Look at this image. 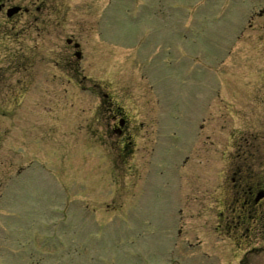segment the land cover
I'll return each instance as SVG.
<instances>
[{"label": "rangeland", "instance_id": "374dc122", "mask_svg": "<svg viewBox=\"0 0 264 264\" xmlns=\"http://www.w3.org/2000/svg\"><path fill=\"white\" fill-rule=\"evenodd\" d=\"M0 2L42 8L0 19V85L45 70L44 96L16 110L36 126L0 130V264H264L256 235L236 252L228 233L245 242V227L223 209L231 132L264 113V0ZM26 31L54 33L40 41L79 79L27 63ZM109 100L137 127L129 154L102 131Z\"/></svg>", "mask_w": 264, "mask_h": 264}, {"label": "flooded vegetation", "instance_id": "af4514ba", "mask_svg": "<svg viewBox=\"0 0 264 264\" xmlns=\"http://www.w3.org/2000/svg\"><path fill=\"white\" fill-rule=\"evenodd\" d=\"M8 5L10 4L0 2V19L7 17V19L9 20H13L14 17L19 14L31 21H38L40 19L35 14L36 11L40 12L42 10V8L40 7H36L35 10H33L34 7L20 8V11L17 14L10 17L7 14L8 11L11 10L9 9ZM4 14L6 15V17L4 16ZM260 15H264V9L261 10ZM51 34L54 33L32 31H26L22 33L24 38L22 49L26 52L30 51L34 53V56H31L30 58L26 57L25 61L27 63L31 62L32 64V61H34V59L32 58H36L37 62H42V64L46 63V67L50 71L54 66H62L63 68L68 69V71L70 72V74L66 75V77H69L68 82H71V78L73 79L74 77L76 79H79V74L78 70L76 69L75 62H70L68 58L64 63L60 59L61 53L56 51L55 56H53V50L51 47H48V50H45L42 40L46 38L49 43L51 38L48 37H51ZM40 39L42 40L40 41ZM67 43L72 46L73 39H67ZM74 46L76 47V49L82 51L80 49V44L75 43ZM40 49H42V53H39ZM75 56L79 60L83 58L82 52H77ZM6 66V71H8V74H10V72L11 74H13V67H11L12 65ZM43 71L45 70L38 66L37 69H34L33 72L30 73V80L27 81L28 76L25 75V83L22 81H18L16 82L19 83L18 86L13 85L14 83H7L4 86L0 85V92L4 93V98L6 99L5 101H7L11 106L10 112L3 111L0 113V117L2 119L9 120V125L6 128H0V130H4L3 132L5 134H8L10 131L16 130L17 127H20V129L24 128V130L26 131L28 130L29 126H36V121H38L37 116L39 114H34V120H37L32 123L31 121L33 118L27 116V114L30 113L29 111L26 112L22 117H19L16 110L20 109L21 106L22 108L25 106L26 108L33 109V107H29L31 101H29L28 98L33 95L34 89H36L35 94L37 96H40L41 94L44 96V83L43 81L37 80L38 77L44 78L45 75L42 73ZM50 80L54 81L55 79ZM50 80L49 78H47V81L50 82ZM36 81L43 85H39ZM58 89L59 83H57V86L49 87L50 91H48L47 97H49L50 95H54L53 90L57 91ZM107 105L109 106L106 110L111 111L112 113H106V116L110 117L102 119V131L105 135H107V137H109V135L110 137L116 135L121 137L119 140H117L120 151L121 153L126 152V154H129L133 151L136 137L135 134L137 133V127L135 125L134 119H129L127 116L128 114L126 112H123L120 107H115V103H113L112 100H109ZM43 117L44 115L39 116L40 119H43ZM258 120L260 121L255 122L257 125H255L254 122H251L250 125L247 124L249 128H247L244 132H240L239 130L235 129L231 132L230 135V194L228 197L230 199V202L228 200L226 203H223V209L227 210V212H225L227 213L226 215H228V225L233 229H236V231H238L239 227L244 226L245 236L248 238V240L243 242L244 240L240 236H238L237 233H228V235L233 238L232 240H234V244L238 248L236 251L237 253L238 251L242 252L243 248L248 249V252L246 251L247 253L251 252L252 249L257 248V246L254 245L255 243L251 240L253 238H250L252 236L256 235L258 237V240L254 239L255 241L257 240L261 241L262 243L264 242V240H259L264 237V113L260 118H258ZM132 124L133 128L131 129ZM42 126L43 124L41 123L39 127ZM220 215L222 216L224 214L219 213V216ZM248 226H251V228H249ZM252 226L255 227V231H253ZM235 256L238 257L239 255L235 254ZM242 261H247V257L245 255L241 257V263ZM251 264L254 263L251 262Z\"/></svg>", "mask_w": 264, "mask_h": 264}]
</instances>
